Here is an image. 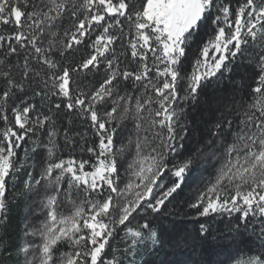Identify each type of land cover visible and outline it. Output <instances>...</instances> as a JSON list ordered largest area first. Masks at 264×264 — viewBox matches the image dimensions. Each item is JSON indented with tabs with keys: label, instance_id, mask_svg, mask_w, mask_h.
<instances>
[{
	"label": "snow or ice",
	"instance_id": "obj_1",
	"mask_svg": "<svg viewBox=\"0 0 264 264\" xmlns=\"http://www.w3.org/2000/svg\"><path fill=\"white\" fill-rule=\"evenodd\" d=\"M224 79L192 145L188 109ZM189 242L264 264V0H0V264Z\"/></svg>",
	"mask_w": 264,
	"mask_h": 264
},
{
	"label": "trees",
	"instance_id": "obj_2",
	"mask_svg": "<svg viewBox=\"0 0 264 264\" xmlns=\"http://www.w3.org/2000/svg\"><path fill=\"white\" fill-rule=\"evenodd\" d=\"M226 75L228 74L226 73ZM236 79H239V77H236ZM229 88L230 84L226 79L221 80L218 84L216 82L209 84L208 87L201 91L198 100L188 109V120L191 122L192 145H195L201 138L206 122L213 115L217 108L218 101L229 91ZM28 204H31V200L20 199L12 208L11 223L8 234L13 242H15L21 234L20 227L22 220L28 211ZM169 207H171V205ZM171 221H175L177 226H183L186 224L189 231L192 228L191 223H189L184 216H169L163 221L162 226L166 229H171ZM214 226L221 230L223 229L222 224L217 223ZM220 235H226V233L221 231L216 237L217 240H219ZM228 243H230L228 240L221 242V244ZM229 250L234 251V249ZM224 258L225 252L222 250V247H209L207 245L204 247H193L191 242H189L188 245H183L179 248L166 246L159 251L158 254L149 257V259L154 261V264H183L185 261H188L189 264H215L216 261Z\"/></svg>",
	"mask_w": 264,
	"mask_h": 264
}]
</instances>
